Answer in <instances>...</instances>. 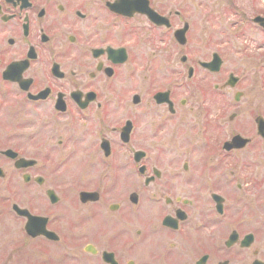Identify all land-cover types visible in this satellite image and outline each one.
Here are the masks:
<instances>
[{
  "label": "flooded vegetation",
  "instance_id": "1",
  "mask_svg": "<svg viewBox=\"0 0 264 264\" xmlns=\"http://www.w3.org/2000/svg\"><path fill=\"white\" fill-rule=\"evenodd\" d=\"M204 1L0 0V197L22 223L16 264H264V202L221 193L264 185L237 179L263 161L264 116L256 137L233 129L211 149L205 44L200 58L187 47Z\"/></svg>",
  "mask_w": 264,
  "mask_h": 264
},
{
  "label": "rangeland",
  "instance_id": "2",
  "mask_svg": "<svg viewBox=\"0 0 264 264\" xmlns=\"http://www.w3.org/2000/svg\"><path fill=\"white\" fill-rule=\"evenodd\" d=\"M181 1L171 3V0H161L162 6H168L165 11H168L169 7L172 6H174L172 9L180 10L183 4L185 5ZM203 5H205V10H201V14L195 12L190 14L194 25L188 36L187 47L192 50L190 52H192L194 58L201 57V49L204 44L205 60L210 58L212 52H218L223 58V64L219 72L205 70V121L216 129L213 136L215 138L210 140L211 149L216 150L219 149V143L227 138L228 133L233 129L241 132L243 136L253 138L255 135L256 137L254 117L256 114L264 116V59L261 58L264 54V29L251 20L257 14L264 16V0H206ZM187 14L189 15L188 12ZM188 15H185L186 18H189ZM203 16H205V19ZM155 44L156 46L153 43L145 44V49L148 51L152 45H154V49L155 47L158 48L159 42ZM178 53V57H180V51ZM260 65L262 66L259 67ZM243 72H245V79L241 83L235 84V86L227 84L229 74L237 77ZM236 90L244 91L246 94L239 107L237 118L239 124L237 128L233 122L227 120L228 115L238 109L232 103ZM223 91L228 93L223 95L222 98L214 94ZM193 99L197 101V98L194 97ZM262 144L259 148L260 151L262 147L264 148V142ZM211 154H214V152H206L205 158ZM238 154L243 155V159L248 162L250 156L256 155L250 152V149L240 151ZM257 159L263 161L254 162V165L242 170L237 175L238 182L243 183L238 177L245 179L247 182L260 176L264 177V154L260 158L257 156ZM231 164L233 165V163ZM232 165L225 162L218 170L226 177ZM243 165L250 164L243 163ZM252 188V185L249 184L248 189L235 190L232 188L227 192L223 190L221 193L227 196L229 192V197L240 196L239 204L242 203V207L243 204L252 208L256 205L262 206L264 202V185ZM262 189L263 195L261 196ZM208 193L210 194V191ZM257 193L259 196H257ZM254 194L257 196L256 199H254ZM9 197H0L2 199L0 201V264H16L17 261L14 260V257L17 254H12L10 239L19 233L22 226V223H17L14 220V214L9 206L11 202ZM2 206L4 211L1 212ZM35 261V258H31L30 262Z\"/></svg>",
  "mask_w": 264,
  "mask_h": 264
},
{
  "label": "water",
  "instance_id": "3",
  "mask_svg": "<svg viewBox=\"0 0 264 264\" xmlns=\"http://www.w3.org/2000/svg\"><path fill=\"white\" fill-rule=\"evenodd\" d=\"M256 21H259V23L263 24L264 25V18L260 17V16H257L255 18ZM182 31H179L177 33V38L179 41H182L183 42V38H182V35H183V32L181 33ZM219 59H213L212 61L208 62V63H205V66L208 67L210 70H217L219 68ZM228 83L232 84L233 83V78H231ZM241 141V139L237 138V137H234L232 139V145H235V143H239ZM244 142L243 140L241 141V143Z\"/></svg>",
  "mask_w": 264,
  "mask_h": 264
}]
</instances>
